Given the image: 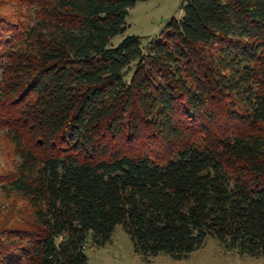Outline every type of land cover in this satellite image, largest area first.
<instances>
[{"label":"trees","instance_id":"obj_1","mask_svg":"<svg viewBox=\"0 0 264 264\" xmlns=\"http://www.w3.org/2000/svg\"><path fill=\"white\" fill-rule=\"evenodd\" d=\"M143 1L0 0V264H88L118 226L144 257L264 258V0L114 46Z\"/></svg>","mask_w":264,"mask_h":264},{"label":"rangeland","instance_id":"obj_2","mask_svg":"<svg viewBox=\"0 0 264 264\" xmlns=\"http://www.w3.org/2000/svg\"><path fill=\"white\" fill-rule=\"evenodd\" d=\"M5 1V0H2ZM188 0H148L138 2L128 11V29L124 35L113 40L118 46L126 37H139L143 45L156 40L173 20L182 17V6ZM7 4V2L5 3ZM8 5V4H7ZM9 5L2 8L3 13H12ZM1 135V133H0ZM0 166L4 167L3 159ZM8 207L0 193V212ZM89 244L85 250L88 264H264V258H253L238 252H229L216 239L209 237L203 246L189 256L175 260L165 253L144 257L136 253L130 236L121 226L116 227L111 240L102 247Z\"/></svg>","mask_w":264,"mask_h":264}]
</instances>
